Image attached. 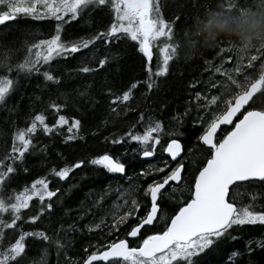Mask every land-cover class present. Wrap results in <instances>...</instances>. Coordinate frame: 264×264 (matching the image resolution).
<instances>
[{
    "label": "trees",
    "instance_id": "1",
    "mask_svg": "<svg viewBox=\"0 0 264 264\" xmlns=\"http://www.w3.org/2000/svg\"><path fill=\"white\" fill-rule=\"evenodd\" d=\"M153 3L158 6L161 18L172 28L171 37L162 38L153 46V71L162 62V54H157L156 49L169 43L175 52L173 55L172 49L169 50L172 58L168 71L156 78L152 89L149 90L145 83L147 61L137 42L122 38L105 44L99 40L87 49L54 58L41 66L40 73L22 75L7 104L0 105V156L11 147L14 132L27 127L35 114L43 113L49 125L55 123L59 114L69 118V125L58 126L49 133L39 129L33 133L30 149L22 162L15 164L16 171L3 186V194L8 195L10 190H20L30 186L32 180L46 177L50 189H58L50 201L34 198L29 209L22 210V220L5 230L4 245L14 240L20 229L43 230L51 238L45 241L38 236L27 237L25 253L16 264H81L91 251L126 238L130 227L139 222L138 217H143L149 207L144 188L148 183L161 181L172 170L174 164L171 162L163 172L153 171L148 166L157 162L156 169H159L161 155L158 148L164 147L168 140L177 138L182 144L180 163L184 165V196L210 155L198 139L201 126L193 121L198 113L189 111L192 96L199 90V83L206 79L208 69L217 63L219 54L228 48L237 49L238 37L225 29L238 28L250 12L264 13V0H153ZM4 10L0 8V11ZM113 15L110 6L90 5L63 25L62 37L66 41L87 39L106 29ZM53 29V18L38 19L19 14L0 27V46L18 48L22 52L26 40L46 39ZM255 46L263 49L264 43L257 41L251 49ZM105 56L107 63L97 66L98 60ZM85 65L93 71H81ZM44 71H51L58 79L46 80ZM136 81L140 83L133 89L129 102L112 103L113 95H121ZM262 101L264 97L253 106H264ZM52 103L62 105L59 112L51 107ZM73 117L80 120V127L68 133ZM149 118L159 120L163 125L152 162L140 159L138 151L143 145L125 136L133 125L136 132H142ZM228 129L220 130L217 142ZM68 135L75 138L68 140ZM105 152L123 162L126 173L114 174L101 165L90 163L95 156ZM78 161L83 163L72 168L65 178H58L52 172ZM142 169L148 174L144 175ZM130 186L137 190L141 207L124 224L111 226V220L105 218L112 217L117 203L120 204L117 197ZM255 188L257 191L254 192L264 191L259 181L253 183L251 190ZM188 198L189 195L186 200ZM48 202L53 205L51 209L46 208ZM42 203L45 212L40 214ZM160 203L169 216L179 207L178 201L163 196ZM257 204H264V196L257 199ZM30 215L39 218L30 222L27 220ZM3 219L10 220V214L4 215ZM165 225L143 228L139 236L130 241V246H136L146 235L161 231ZM57 240L62 245L55 257L58 247L53 242ZM249 240L254 243L248 245ZM261 240H264V224L233 226L227 236L196 258V264H264V245L258 243ZM233 251L240 255L229 260Z\"/></svg>",
    "mask_w": 264,
    "mask_h": 264
},
{
    "label": "snow or ice",
    "instance_id": "2",
    "mask_svg": "<svg viewBox=\"0 0 264 264\" xmlns=\"http://www.w3.org/2000/svg\"><path fill=\"white\" fill-rule=\"evenodd\" d=\"M90 5L110 6V11L114 15L109 26L87 39L64 40L63 25L78 17ZM0 8L5 9L0 11V24L16 18L19 14L55 20L54 34L46 39H37L35 42L26 40L22 45V52L18 48L0 46V105L7 104L9 96L22 75L40 73L41 66L47 65L54 58L66 56L68 53H77L89 46H94L99 40H103L105 44L122 38H130L131 41L137 42L139 51L147 61L145 83L149 90L154 87L156 78L167 73L169 61L172 58L169 50L172 49L173 55L175 52L169 43L159 47L162 62L153 71L151 62L154 44L172 35V28L168 26L166 20L161 18L159 8L154 6L153 0H0ZM245 52L239 51L237 65L231 70L224 71L223 82L217 80L211 85L214 89L219 86L222 94L205 97L204 110L207 111L209 118L201 119L202 126H206L198 139L208 146L210 155L206 157V163H203L195 176L194 190L190 191L191 199L183 202L174 215L167 217L159 215L163 211L160 198L164 195L166 186L171 181L182 179L181 172L184 165L180 164L161 181L147 184L144 192L149 199L150 207L145 216L138 217L139 222L130 227L126 236L138 237L141 230L152 225L156 219L166 218L168 222L165 227L161 231L146 235L136 246H130L127 238L111 241L101 246L102 250L91 251L83 259L82 264H94V262L196 264V258L227 236L233 226L258 222L264 224V204H257V199L264 196V191L257 193L251 190L255 181H259L264 187V106H253L257 94L264 97V64L261 65L258 74L245 75L243 79H240L245 71V62L239 54ZM227 59L231 60L232 57L228 56ZM256 59V55H251L246 61L247 66H253ZM107 61V56L100 58L97 66H104ZM81 71L87 73L93 69L85 65ZM215 71L220 73L221 67L217 66ZM43 76L48 81L58 79L51 71H44ZM139 83L140 81L134 82L121 95H113L112 103L129 102L133 89ZM229 89L234 91V95L229 93ZM200 95L197 93V97ZM221 103L222 109H220ZM51 107L59 112L62 105L52 103ZM238 113L241 114L240 117L234 120ZM141 119L143 120V117ZM80 123L79 119L73 117L67 129L68 133L79 129ZM233 123L234 127L217 142V129L222 124ZM64 125H69V118L63 114H59L55 123L49 125L45 115L37 113L27 127L19 128L14 132L11 147L0 156V264H16L18 258L25 253V240L29 236H38L45 241L51 239L43 230L20 229L14 240L7 245L3 244L5 230L15 227L18 221L22 220V210L29 209L30 202L34 198L41 202L46 199L50 201L58 192V189H50L49 180L46 177L34 179L30 186H24L20 190H10L8 195L3 194V186L10 175L16 171L15 164L22 162L30 149L33 133L38 129L49 133L58 126ZM162 129L161 121H152L149 118L142 132H136L133 125L125 136L144 146L141 151L142 156L152 157L156 145L160 143ZM74 138L73 135L66 137L68 140ZM165 151L175 158L182 151L180 141L170 140ZM82 163L83 161H78L59 170L53 169L52 172L58 178H65L72 168ZM90 163L101 165L112 173H126L125 164L107 152L95 156ZM153 171L163 172V169L153 168ZM141 172L144 175L148 174L143 169ZM123 197L128 199L124 200L122 205L116 206V211L112 213L111 226L124 224L141 207L137 199V190L131 186L121 193V198ZM52 207L51 202L46 204L47 209ZM123 207H128V211L119 214ZM44 212L45 205L42 203L39 213ZM8 214H10V220L5 221L3 216ZM38 218V215H30L27 220L36 222ZM56 243L60 245L59 240ZM247 243L252 245L254 241L249 240ZM258 243L264 245V240ZM248 250L251 252V247ZM239 255L238 251H233L229 260Z\"/></svg>",
    "mask_w": 264,
    "mask_h": 264
},
{
    "label": "rangeland",
    "instance_id": "3",
    "mask_svg": "<svg viewBox=\"0 0 264 264\" xmlns=\"http://www.w3.org/2000/svg\"><path fill=\"white\" fill-rule=\"evenodd\" d=\"M229 17L232 18L231 16H229ZM54 31H55V29H53L51 34H54ZM241 50H244L246 52L239 54L241 57H243L244 62H245L244 63L245 71H244L243 75L240 77V79H243V76H245V75H253V73L258 74V72H259V70L261 68V65L264 64V47H263V49H261V47L255 46V47H252V49H251V47H249L247 49H241ZM241 50H239V51H241ZM239 51L237 49L235 50L234 48H228L227 50L224 51V53L221 52L219 54V58L217 60V63L213 64V66H212L213 68L211 67L210 69H208L209 73L206 76V79L204 81L200 82L199 85H198L199 86V88H198L199 90H197L195 92V96L193 97V104L196 105V109H195L196 111L197 110H203V111L199 112L198 115H195V118H194L193 121L196 122L197 125L201 126L203 131H204V127L206 125L202 126L201 119L202 118H204V119H208L209 118V117H207V111L204 110L205 97L207 96V97L210 98L211 95H221L222 94V90L219 89V86L216 89H214V88H212L211 85L214 84L215 81H217V80H220L222 82L225 80V77H224L223 73H224L225 70H231L237 65V63H238V52ZM156 52H157V54L159 53V48L156 49ZM251 55H256L257 59H256V61L253 62V66L249 67L246 64V61ZM228 56H231L232 59L228 60L227 59ZM217 66L221 67V72L220 73H217L215 71V68ZM230 74H232V73H230ZM233 75H234V78H236L235 74H233ZM228 91H229L230 94L234 95V91L232 89H229ZM197 93H200L201 95L199 97H197ZM259 99H260V96L258 94L256 96V98H255V101H259ZM222 108H223V104L221 103L220 104V109H222ZM143 147H141V151H142ZM163 148L164 147L158 148V149H160L159 150V154L161 155V158H159L160 159L159 160L160 166H158L159 169H161V168L163 169V168L167 167V163L169 162L168 158L163 155ZM141 151L139 150L138 153L140 154ZM180 159H178L177 162ZM156 163H153V164L149 163L148 166L149 167L152 166V167H150L151 169H153V168L156 169L157 168V164ZM182 180L183 179H181V181L177 185L168 186V188L165 189L164 195H163V197H166L167 199H170V200L172 199V201H174V202L178 201V205L177 206H180L182 204V202L186 201V198H187L188 195H190V191H191V187L188 186V189H187V193L188 194H186L185 196L183 195V194L186 193V188L183 187V185H182L183 181ZM254 191H257L256 188L253 190V192ZM143 193H144V190H143ZM119 196L120 197H117V200L120 203L119 205H122L124 203V200H126V199H125V197L121 198V194ZM117 205H118V203H117ZM126 211H128V207H123L119 214H121V212H126ZM159 215L165 216V217L169 216V214L167 215L165 213V211H162ZM111 219H112V217L105 218L106 221L111 220ZM166 220H167L166 218L165 219H156L154 221L153 225H155L156 227H160V225H163L164 223H166ZM53 244H54V246L58 247V249L55 250V257H56V256H58V251H61L59 247L62 244H60L58 246L56 241L53 242ZM64 258H66V256H64Z\"/></svg>",
    "mask_w": 264,
    "mask_h": 264
},
{
    "label": "clouds",
    "instance_id": "4",
    "mask_svg": "<svg viewBox=\"0 0 264 264\" xmlns=\"http://www.w3.org/2000/svg\"><path fill=\"white\" fill-rule=\"evenodd\" d=\"M225 31H231L238 37V51L254 46L257 41L264 43V13L250 12L238 28H226Z\"/></svg>",
    "mask_w": 264,
    "mask_h": 264
},
{
    "label": "water",
    "instance_id": "5",
    "mask_svg": "<svg viewBox=\"0 0 264 264\" xmlns=\"http://www.w3.org/2000/svg\"><path fill=\"white\" fill-rule=\"evenodd\" d=\"M11 20H12V19H11ZM11 20H9V21H11ZM9 21H7V22H9ZM7 22H4V23L0 24V26L6 24ZM242 111H243V109H242ZM239 114H240V113H238L237 116H238ZM234 118H235V117H234ZM234 118H233V119H234ZM227 125H228V124H222L220 127H222V126H227ZM220 127H219V128H220ZM233 127H234V125H233ZM219 128L217 129V132H218ZM174 140H176V139H174ZM168 143H169V142H168ZM168 143L166 144L165 148L167 147ZM201 143H202V142H201ZM202 144H203V143H202ZM203 145H204V144H203ZM204 146H206V145H204ZM206 147H208V146H206ZM164 154L167 155V156L171 159V161H177V160L181 157V155H182V151H181V152H180L175 158H173V157L171 156L170 153L166 152L165 149H164ZM141 157L144 158V159H152V158L154 157V155H153L152 157H144V156L141 155ZM205 163H206V162H205ZM118 174H123V173H118ZM181 174H182V172H181ZM197 174H198V172H197ZM197 174H196V175H197ZM179 182H180V181H171V182H169V184L172 183V184H174V185H177ZM194 183H195V178H194V181H193V184H192V190H194ZM169 184H168V185H169ZM168 185H167V186H168ZM167 186H166V187H167ZM190 199H191V197H190ZM154 221H155V220H154ZM148 226H151V225H148ZM127 238H128V239H133V238H129V237H127Z\"/></svg>",
    "mask_w": 264,
    "mask_h": 264
},
{
    "label": "bare ground",
    "instance_id": "6",
    "mask_svg": "<svg viewBox=\"0 0 264 264\" xmlns=\"http://www.w3.org/2000/svg\"><path fill=\"white\" fill-rule=\"evenodd\" d=\"M194 96H195V93H194L193 96H192V102H193V97H194ZM189 107H190L189 111L192 112L193 114L196 113V112L199 113V112L203 111V110H197V111H196V110H195V109H196V105L193 104V103L190 104ZM201 130H202V128H201ZM202 132H203V130L199 133V136L201 135ZM168 163H169V162H168ZM168 163H167V164H168ZM128 177H129V175H128ZM129 180L131 181V178H129ZM190 187H191V186H190ZM95 250H97V249H95ZM87 254H88V253H87ZM87 254H86V255H87ZM86 255H85V256H86Z\"/></svg>",
    "mask_w": 264,
    "mask_h": 264
},
{
    "label": "flooded vegetation",
    "instance_id": "7",
    "mask_svg": "<svg viewBox=\"0 0 264 264\" xmlns=\"http://www.w3.org/2000/svg\"><path fill=\"white\" fill-rule=\"evenodd\" d=\"M152 160H154V158L153 159H151V160H149L148 162H152ZM147 161V160H146Z\"/></svg>",
    "mask_w": 264,
    "mask_h": 264
}]
</instances>
